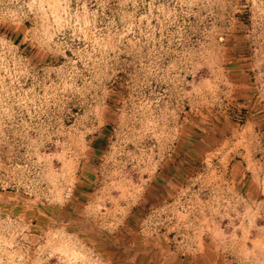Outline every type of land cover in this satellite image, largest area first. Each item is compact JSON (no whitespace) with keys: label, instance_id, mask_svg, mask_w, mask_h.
Segmentation results:
<instances>
[{"label":"rangeland","instance_id":"374dc122","mask_svg":"<svg viewBox=\"0 0 264 264\" xmlns=\"http://www.w3.org/2000/svg\"><path fill=\"white\" fill-rule=\"evenodd\" d=\"M0 264H264V0H0Z\"/></svg>","mask_w":264,"mask_h":264}]
</instances>
